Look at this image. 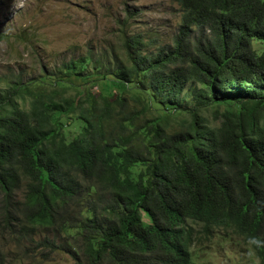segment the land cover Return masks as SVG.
Returning <instances> with one entry per match:
<instances>
[{
  "label": "trees",
  "instance_id": "1",
  "mask_svg": "<svg viewBox=\"0 0 264 264\" xmlns=\"http://www.w3.org/2000/svg\"><path fill=\"white\" fill-rule=\"evenodd\" d=\"M176 2L154 53L127 37L124 57L0 87V264L14 247L13 262L212 264L224 241L264 239V0Z\"/></svg>",
  "mask_w": 264,
  "mask_h": 264
},
{
  "label": "rangeland",
  "instance_id": "2",
  "mask_svg": "<svg viewBox=\"0 0 264 264\" xmlns=\"http://www.w3.org/2000/svg\"><path fill=\"white\" fill-rule=\"evenodd\" d=\"M180 22L176 0H0V87L15 76L37 77L45 68L88 51L103 54L114 49L124 57L121 50L127 37L142 35L149 46L147 53H152L172 43ZM253 48L264 52L259 41H254ZM49 234L40 229L34 239L40 241ZM224 243L209 251L212 264L252 262L241 244ZM12 251L14 255L15 247ZM11 257L8 264H76L62 253L48 262L38 257H18L13 262Z\"/></svg>",
  "mask_w": 264,
  "mask_h": 264
},
{
  "label": "clouds",
  "instance_id": "3",
  "mask_svg": "<svg viewBox=\"0 0 264 264\" xmlns=\"http://www.w3.org/2000/svg\"><path fill=\"white\" fill-rule=\"evenodd\" d=\"M248 251L247 255L249 259L252 261V264H260V259L256 255L255 249L264 248V239H260L259 237H251L248 240Z\"/></svg>",
  "mask_w": 264,
  "mask_h": 264
}]
</instances>
